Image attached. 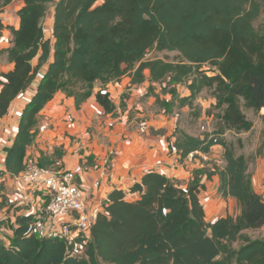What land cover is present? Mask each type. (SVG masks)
<instances>
[{
    "label": "trees",
    "instance_id": "obj_1",
    "mask_svg": "<svg viewBox=\"0 0 264 264\" xmlns=\"http://www.w3.org/2000/svg\"><path fill=\"white\" fill-rule=\"evenodd\" d=\"M13 1L23 2L19 27L0 17V37L5 30L13 36L10 46L0 48L13 63L0 74V121L20 94L33 86L35 91L24 106L0 177L24 171L41 113L57 93L74 97L80 107L100 84L96 100L115 116L126 104L124 99L115 104L107 85L124 76L131 85L149 80L148 94L156 102L161 97L154 84L186 83L187 96L162 89L172 96L169 110L192 106L205 88H214L224 107V126L203 137L177 127L169 150L182 161L191 152L207 154L216 145L223 147V166L205 174L209 180L219 176L220 195L237 199L241 215L207 221L199 197L205 184L195 179L184 188L167 174L150 170L129 189L138 198L128 200L119 189L109 193L82 252H76L75 243L40 238L32 233L34 216L21 215L12 243L0 239V264H264V239L243 233L264 226V199L253 185L251 158L238 154L224 137L226 127L238 132L253 127L242 99L247 108L264 110V26L258 30L254 24L264 14V0H104L100 5L98 0H0V14ZM50 4L52 38L44 27ZM153 49L176 51L179 60L146 58ZM206 64L217 73L208 75ZM39 160L42 167L53 163L43 155ZM3 190L1 182V198ZM238 241L242 243L235 247Z\"/></svg>",
    "mask_w": 264,
    "mask_h": 264
},
{
    "label": "crops",
    "instance_id": "obj_2",
    "mask_svg": "<svg viewBox=\"0 0 264 264\" xmlns=\"http://www.w3.org/2000/svg\"><path fill=\"white\" fill-rule=\"evenodd\" d=\"M18 2L19 7L17 6L15 10V19L11 21L9 17L11 16L10 12L14 10V1L5 8L6 11L8 9L9 15L7 19H3L6 25H12L16 28L20 24L18 10L23 6L22 1ZM44 27L46 35L51 36L53 17L50 20H45ZM12 38V33L5 30L3 36L0 37V48L10 46ZM12 68L13 63L9 62L7 54L0 53V74L8 72ZM146 75L149 76L148 70ZM130 82L131 78L124 76L121 82L107 85L111 97L117 94V98L124 99L126 104L124 109L118 108L115 116L107 114L96 100V93L102 88L100 84H96L93 95L80 107H77L74 97H68L63 92L57 93L42 111L38 138L28 150L27 154L31 153L39 158L43 155L46 160H51L52 164L57 162L63 169L75 171L79 182L86 188L89 203L99 202L105 206L109 193L114 189L123 190L128 200L138 198V194L130 193L129 189L134 183L141 181L144 172L155 170L166 174L167 171L164 169L168 167L165 165L173 163L174 159H178L175 151L172 155L169 154L167 136L152 132L150 125H143V128H137L134 125L131 130L126 128L127 123L130 122L129 115L132 109H139L137 100H144L145 97L153 98L148 94L149 80L142 84L133 85ZM34 91L35 87L33 86L25 93L20 94L11 104L7 115L0 121V171L5 168L6 155L14 143L22 111L26 103L32 98ZM127 98L129 100L126 101ZM117 101H114L115 104ZM158 122L160 123V121ZM160 127H163L162 124H159ZM159 128L155 127L154 130L159 131ZM73 136L76 138L73 139ZM123 136H126L127 139H124ZM112 140L114 141L112 147L115 148V156L111 160L112 176L108 178L102 172L105 156L108 152V144ZM217 147L220 150H217ZM213 149H216V152L223 151L220 145H216ZM62 150H65L66 154L58 157L57 153ZM259 175H261L259 176V183L255 181L254 183L256 189L259 186V194H264V171L260 172ZM213 179L215 181L208 180L214 188L212 193L219 194V176L214 175ZM98 180L101 185L95 187L94 184ZM1 182L4 183V190L0 201L5 200L3 204H0V239L5 244L10 245L14 237V228L17 226V217L33 215L38 206L44 205L43 200H41L44 193L34 189H26L24 193H17L16 187L19 184L17 176L5 174L0 177ZM256 191L258 192V189ZM217 200H222L226 205L227 202L229 203L228 215L232 216L234 210L232 204H238L237 199L224 198L220 195ZM227 209L225 208V210ZM221 217H225V215Z\"/></svg>",
    "mask_w": 264,
    "mask_h": 264
},
{
    "label": "rangeland",
    "instance_id": "obj_3",
    "mask_svg": "<svg viewBox=\"0 0 264 264\" xmlns=\"http://www.w3.org/2000/svg\"><path fill=\"white\" fill-rule=\"evenodd\" d=\"M104 0H98L96 5H100L103 3ZM19 2L14 1L13 8L10 12V20L15 19V10L17 6L19 7ZM9 8V7H8ZM8 11V9H7ZM6 9L3 10L2 14V20L7 19V16L9 15V12H7ZM54 12V4L49 5L47 19H51L53 17ZM50 22V21H49ZM256 28L258 30H262L264 26V14L261 15L255 22H254ZM49 26V25H48ZM47 26V27H48ZM48 34V33H47ZM48 38L53 37L52 35H46ZM7 38V37H6ZM163 58L169 61H178L179 60V53L176 51H158V50H151L146 58ZM205 72L208 73V75H215L217 73V70L210 66L209 64H206L203 68ZM168 86V81L164 83H157L155 84V89L158 93H160L161 101L156 102V99L153 97L152 99L150 97H145L144 100H137L139 102L138 106L139 109H132L129 120L126 128H131L135 125L137 128H143V125L151 126V131L154 133H161L167 136V142L171 143L174 140V137L172 134L175 132L176 128L178 127L180 130L186 131L189 134H192L194 136H204L207 133H212L214 131L220 130L221 127L224 126L223 121V114H224V107H220L218 104V101L215 97L214 88H205L198 97L194 100L192 106H186L184 108H178L177 105L173 106L170 109V106L168 102L172 98V96L169 93H165L162 91L164 87ZM168 91L176 90V92L180 96H187L190 94L189 90L187 89L186 83L184 84H178V85H171L167 87ZM126 96H128L127 93H125ZM118 95L114 94L112 97L113 101H117V105L119 106L121 104L122 99L117 98ZM142 99V98H141ZM151 99V100H149ZM129 100V98L126 99V101ZM244 100L242 99V109L245 113L247 119L253 122V127L250 131H236L233 128H225L224 137L230 141L233 142L236 146V151L238 154H245L247 157L251 158V164H250V174L253 179V185L255 190L258 189L259 193V186L256 189L255 182L259 183V175L260 172L264 171V110L262 111H255L251 108H247L244 104ZM131 117V119H130ZM128 120V119H127ZM160 121V123L158 122ZM153 124V125H151ZM159 124H162L163 127L159 128ZM113 126H115V123H113ZM158 127L159 131H155L154 128ZM72 137V136H71ZM76 137L73 136V139ZM125 139L126 136H123ZM127 139V138H126ZM113 140L109 142L108 144V152L105 156L108 157L110 160H112L115 156V148L112 147ZM223 148V147H222ZM216 151V149H214ZM217 150H220L219 147H217ZM224 150V149H223ZM210 152V158L209 159H203L200 157V155H197L194 159H189L188 157L182 161L180 159H174V162L168 165H165L164 170H166V174L170 177H172L179 185H181L184 188H187L192 182H194L195 179H199L201 181V184H205V189L209 192L207 194L202 195L201 202L204 206L205 212H206V220L211 221L216 218H220L222 215H228L229 214V203L227 202L224 204L222 200H217L220 198V193H212L214 191V188L212 187V184L210 181H215L213 177L208 181L207 174L205 172L209 173L212 168L215 166H223V162H218L214 158V154L217 157L219 161H222V152ZM59 154L64 156L66 154L65 150L59 151ZM169 154H173V152H170ZM96 158V157H95ZM82 160V159H81ZM96 160V159H95ZM92 162V161H91ZM94 163V162H93ZM51 168L55 170H61L63 167L60 164H57V162H54L50 166ZM180 169L181 171H179ZM109 178V177H108ZM208 184V185H207ZM264 186V183H263ZM203 190V189H202ZM211 194H214L213 199L211 198ZM87 195V194H86ZM264 199V194H261ZM48 199V197H46ZM136 198H132L134 200ZM1 200V195H0ZM0 204H3V202L0 201ZM234 207L232 216L237 219L241 215V207L238 204H232ZM225 208L227 210H225ZM12 226V224H10ZM243 233L252 239H264V226L260 228L255 229H247L244 230ZM11 234V233H10ZM242 241H238L234 243L235 247H238Z\"/></svg>",
    "mask_w": 264,
    "mask_h": 264
},
{
    "label": "built area",
    "instance_id": "obj_4",
    "mask_svg": "<svg viewBox=\"0 0 264 264\" xmlns=\"http://www.w3.org/2000/svg\"><path fill=\"white\" fill-rule=\"evenodd\" d=\"M209 154L195 151L191 152L188 158L194 159L200 155L203 159H209ZM217 157L219 156L214 154L212 158L219 163L223 162V159L219 161ZM24 164V171L17 175L19 178L17 193H24L26 189L41 190L44 193L41 198L44 205L38 206L33 214L32 233L40 238H54L69 244L75 243L76 252H82L91 235V228L99 213L104 212L105 206L99 202H88L86 188L79 182L75 171L42 167L39 157L31 153L27 154ZM111 172V160L106 157L102 174L111 178ZM100 185L99 180L94 184L95 187ZM206 192L207 189L201 190L200 200L201 195L207 194ZM213 196L214 194H211V198ZM79 238L83 241L77 242Z\"/></svg>",
    "mask_w": 264,
    "mask_h": 264
}]
</instances>
